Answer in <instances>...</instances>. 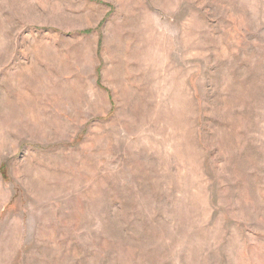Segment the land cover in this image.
<instances>
[{
    "label": "rangeland",
    "instance_id": "1",
    "mask_svg": "<svg viewBox=\"0 0 264 264\" xmlns=\"http://www.w3.org/2000/svg\"><path fill=\"white\" fill-rule=\"evenodd\" d=\"M0 264H264V0H0Z\"/></svg>",
    "mask_w": 264,
    "mask_h": 264
}]
</instances>
